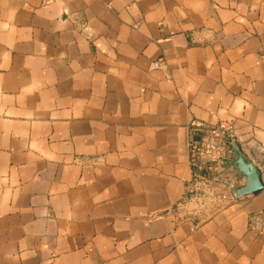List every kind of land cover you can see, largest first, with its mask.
Returning a JSON list of instances; mask_svg holds the SVG:
<instances>
[{
  "label": "crops",
  "instance_id": "crops-1",
  "mask_svg": "<svg viewBox=\"0 0 264 264\" xmlns=\"http://www.w3.org/2000/svg\"><path fill=\"white\" fill-rule=\"evenodd\" d=\"M222 121L263 188L215 209ZM263 166L264 0H0V264H264Z\"/></svg>",
  "mask_w": 264,
  "mask_h": 264
},
{
  "label": "built area",
  "instance_id": "built-area-1",
  "mask_svg": "<svg viewBox=\"0 0 264 264\" xmlns=\"http://www.w3.org/2000/svg\"><path fill=\"white\" fill-rule=\"evenodd\" d=\"M159 65V62L155 63V66ZM197 130L201 136L190 145L191 164L199 170L194 176L192 191L195 193L196 202L204 205L208 200L209 190L216 191L212 185L215 182L214 175H217V180H231L228 175H224L225 172L220 171L223 162L232 157V142L236 143L237 136L233 124L225 121L217 124H199ZM262 171L264 172V166ZM216 193L220 195L219 203L223 205L226 202L224 194L218 191Z\"/></svg>",
  "mask_w": 264,
  "mask_h": 264
},
{
  "label": "water",
  "instance_id": "water-1",
  "mask_svg": "<svg viewBox=\"0 0 264 264\" xmlns=\"http://www.w3.org/2000/svg\"><path fill=\"white\" fill-rule=\"evenodd\" d=\"M234 156H236L235 159H229L223 162V167L220 172H229L233 178L238 177V175L244 177L245 184L241 187L233 188L235 196H244L262 189L263 183L258 170L253 163L242 154L236 143L232 142V157ZM226 182L233 185L232 180Z\"/></svg>",
  "mask_w": 264,
  "mask_h": 264
},
{
  "label": "rangeland",
  "instance_id": "rangeland-1",
  "mask_svg": "<svg viewBox=\"0 0 264 264\" xmlns=\"http://www.w3.org/2000/svg\"><path fill=\"white\" fill-rule=\"evenodd\" d=\"M226 173H227V175H228V173L229 172H225V174L224 175H226ZM230 174V173H229ZM228 177H230L231 178V180L233 181V185H230V184H228L226 181H228V180H225V179H223V178H221V179H219V180H221V181H223V182H225L226 184H228L229 186H232V187H236V186H234L235 185V181H234V178L232 177V176H230V175H228ZM213 185V184H212ZM213 189V188H212ZM218 192H220V191H218ZM220 193H222V192H220ZM207 196H208V200L207 201H209V203L211 202L212 203V207L211 208H220L221 207V205H222V203H219L220 202V195L219 194H217L216 193V191H214V190H209V193L207 194ZM222 199V198H221ZM221 202H223V200H221ZM197 205H199L198 203H197ZM200 206V205H199ZM196 210V206L195 205H189V207H186L185 209H182V212H186V213H192V212H194Z\"/></svg>",
  "mask_w": 264,
  "mask_h": 264
}]
</instances>
